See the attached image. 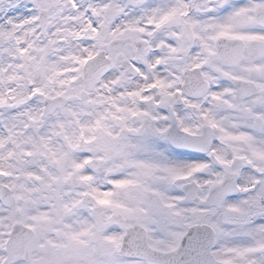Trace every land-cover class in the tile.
<instances>
[{
    "label": "snow or ice",
    "instance_id": "obj_1",
    "mask_svg": "<svg viewBox=\"0 0 264 264\" xmlns=\"http://www.w3.org/2000/svg\"><path fill=\"white\" fill-rule=\"evenodd\" d=\"M0 264H264V0H0Z\"/></svg>",
    "mask_w": 264,
    "mask_h": 264
}]
</instances>
